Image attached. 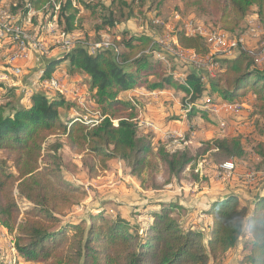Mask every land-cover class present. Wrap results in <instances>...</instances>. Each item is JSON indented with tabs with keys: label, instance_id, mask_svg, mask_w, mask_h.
Returning <instances> with one entry per match:
<instances>
[{
	"label": "trees",
	"instance_id": "1",
	"mask_svg": "<svg viewBox=\"0 0 264 264\" xmlns=\"http://www.w3.org/2000/svg\"><path fill=\"white\" fill-rule=\"evenodd\" d=\"M181 1L204 15L218 16L226 30L223 32L229 36L236 34L256 9L264 31V0ZM16 2L14 14L20 19L31 22L41 15L44 25L54 22L63 38L79 29L81 7L90 12L93 24L99 23L94 30L98 35L115 29L135 14L134 4L126 0H112L109 6L103 0ZM121 35V41L115 40L94 53L89 46L79 44L42 59L46 61L41 76L44 81L54 77L56 68L66 63L69 76L85 77L80 85L88 87L97 116L84 114L76 101L48 89L22 93L13 89L0 97V220L15 235L18 259L35 264H224L228 254L245 238L236 264H264V196H256L249 206L241 205L238 195L215 201L206 210L210 221L205 231L185 228L173 218L174 209H181L177 204H164L160 212H149L152 223L144 220L139 228L128 219L106 216L103 210L90 216L88 226L87 220L73 223L66 219L73 208L87 200L88 193L65 182L64 170L71 174L83 170L96 180L108 172L111 161L121 160L133 174L143 177L146 173L150 188L163 189L179 182L196 161L191 147L170 151L165 144L154 158L147 159L153 140L140 131L134 99L121 96L139 87L151 91L176 88L186 96L184 106L190 108V117L204 112L195 104L207 94L211 96L209 104L220 100L232 104L252 97L249 121L255 126L250 143L258 157L256 171L264 170V68L256 64L253 55L242 52L222 59L224 71L213 78L191 72L184 79H176L167 72V62L171 66L173 58L153 38L147 34L128 36L127 32ZM176 37L179 52L208 58L210 48L202 35L180 30ZM155 52L164 58L155 57ZM15 94L18 96L12 102L10 97ZM73 109L81 115L73 114ZM64 149L79 162H65ZM206 151L217 163L246 156L240 135L210 142ZM263 186L264 175H259L252 190ZM19 200L30 204L24 212Z\"/></svg>",
	"mask_w": 264,
	"mask_h": 264
},
{
	"label": "rangeland",
	"instance_id": "2",
	"mask_svg": "<svg viewBox=\"0 0 264 264\" xmlns=\"http://www.w3.org/2000/svg\"><path fill=\"white\" fill-rule=\"evenodd\" d=\"M73 1L98 2V0ZM111 1L103 0L107 6L111 4ZM126 1L134 4V16L124 20L115 29L105 30L100 35L94 32L99 23L93 24L90 12L81 7L83 17L78 23L79 29L70 36L75 46L79 44L89 46L92 51L97 45L104 46L103 44L106 45L115 40L121 41L122 32H127L128 36L147 34L154 40L161 41L164 51L173 52L172 54L168 53V56L173 59H170L171 66L167 62L168 70H166L169 73L172 72L176 79L177 76L184 79L191 72L199 75L206 72L211 77H216L224 71L222 59L232 58L242 52L250 53L255 59L264 56V31L256 15V9H253L236 34L228 35L229 37L224 39V44L214 45L210 42V38L212 39L226 31L222 28L218 16L204 15L195 9L186 7L181 0ZM16 4V0L0 1V21L14 18L13 23L16 24L17 22V27L32 40L40 42L45 50L36 51L33 43L29 42V49H33L30 50L31 54L27 60L18 57V54L21 53L19 42L12 43L0 39L1 98L7 96L13 89H17L19 93H22L23 90L30 92L47 91L40 88L39 81L43 75V68L36 70L38 61L42 62L41 65H43L46 61L42 59H49L51 56L65 52L61 47L63 34H60L54 22L44 25L41 15L31 22L30 20H22L18 14H14ZM126 12L129 13V10ZM19 20L22 23H18ZM18 24H22V27ZM180 30L185 31L188 35H202L210 48L208 58H196L190 52H179L175 43L177 41L176 34ZM235 39H242L243 42L234 48ZM225 52L228 54H222ZM157 57L161 60L164 58L161 54ZM199 60L202 64L201 67L197 66ZM62 65L56 68L59 73L54 77L58 78L57 80L60 82H65L64 87L69 91L80 89L82 101L77 102L82 112L93 117L97 116L94 103L90 101L88 96V87L80 85L85 77L69 76L66 70L61 69ZM164 66L166 67V65ZM173 67H177V69L174 70ZM259 67L263 69L264 62ZM17 70H20L19 74L16 73ZM150 79H153V76ZM46 89L51 90L49 85L46 86ZM16 94L10 97L12 102L18 96ZM68 98L73 100V95L69 94ZM130 98L134 99L133 101L137 104L136 108L139 112L137 121L140 125V131L149 135L153 140L152 151L147 155V159L154 158V153L165 144L170 151L191 147L197 156L196 161L189 166L179 182L168 184L163 189L150 188L152 187L151 182H146L148 179L146 173H143V177L133 174L129 165L121 160L111 161L108 172L96 180L91 179L83 170L79 174H71L68 170H64L62 176L65 182L82 188L88 193L87 200L80 206L73 208L66 215V219L73 223L87 220L88 226L91 223L90 216L103 210L104 215L115 220L117 218L128 219L133 226L139 228L143 227L144 220H148L149 225L152 223L153 218L148 215L149 212H160L164 204H177L181 209H174L171 214L173 218L183 224L185 228L205 231L207 223L210 221L206 210L215 201L222 200L228 195H238L239 203L249 206L256 196H263L264 186L258 191L252 190V181L245 179V175L248 173L254 172L257 175L264 172V170L256 171L258 168L255 163L258 161V157L254 155L250 143V139L253 138L255 123L251 125L247 121L242 122L243 117L249 118L251 109L248 105L252 101V97L235 101L232 104L220 99H218L220 100L219 103L209 104L207 101L211 99V96L207 94L203 100L195 104L197 109H202L204 112L196 113L193 117H190V108L184 106L185 94L180 93L174 87L157 91L140 87L135 89ZM61 112L63 113L64 110ZM71 112L75 115H81L75 109ZM244 112L247 114L245 115ZM237 135L244 139L246 150L244 159L217 163L212 153L206 151L210 142ZM155 142L158 143L155 144ZM63 157L65 162L71 160L79 162V158L67 149L63 150ZM229 167H235V169L228 173L222 169ZM158 178L159 182L163 180L161 175ZM244 197L246 198L244 199ZM19 204L23 212L30 206L23 200H19ZM71 233L69 232V235ZM14 238L15 235L10 233L0 220V264H35L18 259L14 247ZM244 240L245 238L241 239L237 248L228 254L224 264H236L244 250Z\"/></svg>",
	"mask_w": 264,
	"mask_h": 264
},
{
	"label": "built area",
	"instance_id": "3",
	"mask_svg": "<svg viewBox=\"0 0 264 264\" xmlns=\"http://www.w3.org/2000/svg\"><path fill=\"white\" fill-rule=\"evenodd\" d=\"M13 19H5L4 21H0V39L5 40L6 42L11 41L12 43H18L20 44L21 47V53L18 54V57H22L24 59L29 58V54L30 50L33 48L29 49V42L33 43V47L36 49V51H44V47L40 42H37L36 40H32L27 34H25L23 31H19L17 28V22L16 24L13 23ZM156 21V20H155ZM228 38V32H222L221 35L218 36H214L212 39L210 38V42H212L214 45L215 44H224V39ZM161 41H158L157 39H155V43H157L161 49H162V43H160ZM243 40L242 39H235L234 40V48L237 47L239 45V43H242ZM104 46L101 45H97V47L95 49H93L91 52L94 53L97 49L101 48V47H107L105 44H103ZM61 47L64 51L68 50V49H73L75 47V44L73 41H71L70 36H66L65 38H63V42L61 43ZM168 48V46H167ZM166 48V49H167ZM163 50V49H162ZM46 52V51H45ZM43 52V53H45ZM165 52L167 53V51L165 50ZM168 53H173V52H168ZM167 53V54H168ZM154 56L156 57L157 55H160L161 53L155 52L153 53ZM227 55L228 52L222 53ZM207 58V57H206ZM256 64L261 65V63L264 62V56H261L259 59H255ZM197 66L201 67L202 64L200 62V60L197 62ZM17 74L20 73V70H17L16 72ZM205 75V79H209V78H213L209 75V73L204 72ZM58 78L56 77H52L50 80L45 81V83H52L54 84V92L55 91H62L64 92V96H66L68 98L69 94L73 95V100L72 101H82V97H81V90L77 89V90H73V91H69L66 87H64V83L65 82H60L59 80H57ZM42 89H44V83H41V87ZM25 92V91H24ZM80 94V96H79ZM74 95H76L74 97ZM78 103V102H77ZM230 104V103H229ZM216 112V111H215ZM89 115V114H88ZM94 122V121H92ZM224 169L225 173L231 172L233 169H235V167H229V168H222ZM259 175H264V174H257L252 172V173H248L245 175V179L246 180H250L252 181V183L255 182L256 178Z\"/></svg>",
	"mask_w": 264,
	"mask_h": 264
},
{
	"label": "crops",
	"instance_id": "4",
	"mask_svg": "<svg viewBox=\"0 0 264 264\" xmlns=\"http://www.w3.org/2000/svg\"><path fill=\"white\" fill-rule=\"evenodd\" d=\"M38 63H39V64H37L38 67L35 65V66L37 67L36 70H40L41 68L44 69L45 65H44V64L41 65L42 62H39V61H38ZM65 67H66V64H65V65H62V68H61V67H60V68L63 69V70H65ZM43 69H42V70H43ZM58 73H59V71L57 72V74H58ZM39 82H40V84H41V83H44V89H46V86L49 85V83H45V81L42 80L41 78H40V81H39ZM139 88H140V87H139ZM139 88H135V89L137 90V89H139ZM49 89H51L50 86H49ZM135 89H132V90H130V91H127V92H124L123 94H121L122 98H125V99H127V100H129V99L131 100V98H130V97H131V94L134 93ZM51 90H52V89H51ZM23 91H24V90H23ZM52 91H53V90H52ZM251 102H252V101L249 102V105H248V106H249V108L252 110V104H251ZM244 114L246 115L247 113L244 112ZM245 121H247V122H249V123H252V122L249 121V118H244V117H243V118H242V122L245 123ZM242 122H241V124H242ZM241 124H240V125H241ZM242 126H244V125H242ZM158 141H159V140H158ZM156 143H158V142H155V144H156ZM254 155H255V154H254ZM262 174H264V173H262ZM98 179H99V178H98ZM262 195L264 196V193H263ZM242 198H243V197H242ZM245 198H246V197H244V199H245Z\"/></svg>",
	"mask_w": 264,
	"mask_h": 264
},
{
	"label": "bare ground",
	"instance_id": "5",
	"mask_svg": "<svg viewBox=\"0 0 264 264\" xmlns=\"http://www.w3.org/2000/svg\"><path fill=\"white\" fill-rule=\"evenodd\" d=\"M17 28H18V27H17ZM18 30H19V31H22L20 28H18ZM106 46H109V43H107ZM49 86H50V88L54 91V84L49 83ZM56 92H59V93L63 94L62 91H56Z\"/></svg>",
	"mask_w": 264,
	"mask_h": 264
}]
</instances>
